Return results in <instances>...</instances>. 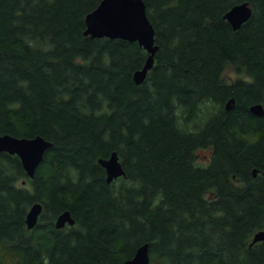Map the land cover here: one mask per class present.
Listing matches in <instances>:
<instances>
[{
	"label": "trees",
	"instance_id": "16d2710c",
	"mask_svg": "<svg viewBox=\"0 0 264 264\" xmlns=\"http://www.w3.org/2000/svg\"><path fill=\"white\" fill-rule=\"evenodd\" d=\"M100 1L0 0V133L53 143L33 177L0 151V262L123 264L148 242L150 264H264V0H144L159 48L141 83L144 46L85 32Z\"/></svg>",
	"mask_w": 264,
	"mask_h": 264
},
{
	"label": "water",
	"instance_id": "95a60500",
	"mask_svg": "<svg viewBox=\"0 0 264 264\" xmlns=\"http://www.w3.org/2000/svg\"><path fill=\"white\" fill-rule=\"evenodd\" d=\"M252 14V7L247 1L239 2L231 6L225 13V18L236 29L247 21ZM87 34L92 37L108 36L120 37L128 40H137L144 46L149 55L144 65L135 70L134 80L137 83L144 81L148 71L154 64L155 54L159 46L155 43V28L147 14L144 0H101L99 4L86 15ZM234 98L227 102V108L231 107ZM251 110L256 114H263L264 107L261 103L251 105ZM52 141L42 135L33 137L16 136L10 133H0V151L16 153L20 156L23 166L30 177L44 159L45 152L52 146ZM99 162L106 170V179H113L125 175L126 171L120 160L119 154L113 150L107 157H100ZM43 210L41 202L33 203L26 215V222L32 228L39 219ZM76 220L69 209L58 214L55 225L63 227L66 224L73 225ZM264 239V229L258 230L252 239L256 242ZM0 264H2L0 262ZM123 264H150L149 243L144 242L138 246L134 255L124 261Z\"/></svg>",
	"mask_w": 264,
	"mask_h": 264
},
{
	"label": "rangeland",
	"instance_id": "374dc122",
	"mask_svg": "<svg viewBox=\"0 0 264 264\" xmlns=\"http://www.w3.org/2000/svg\"><path fill=\"white\" fill-rule=\"evenodd\" d=\"M227 76H233V74H234V70L232 69V67H230L229 69H227ZM206 154L208 155V151L207 150H205V149H202L201 151H200V157L202 158V159H205L206 158Z\"/></svg>",
	"mask_w": 264,
	"mask_h": 264
}]
</instances>
